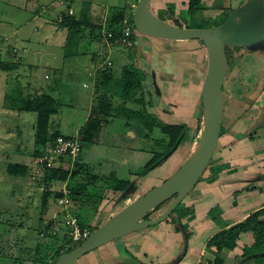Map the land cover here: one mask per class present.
I'll list each match as a JSON object with an SVG mask.
<instances>
[{"label":"rangeland","instance_id":"374dc122","mask_svg":"<svg viewBox=\"0 0 264 264\" xmlns=\"http://www.w3.org/2000/svg\"><path fill=\"white\" fill-rule=\"evenodd\" d=\"M81 1H84V4L87 3L89 5H92L93 7L97 6L101 8L102 11H105L106 14L104 16L106 17V22L110 10L125 7L127 9L126 14L129 15L131 12L133 13V8L131 5L132 2L133 6L137 2V0H72V14L77 17L80 15L83 6V3ZM187 1L188 0H172L171 2L170 0H151L149 4V10L154 15L164 19L168 23L173 24V22L177 20L185 26L189 25L191 21V16L188 12ZM51 2L52 0H0V57L4 60L11 59L14 56V53L18 52V50H20V48L22 47V51L24 52V58L22 59L18 69L12 71L0 70V264H39L34 262L37 256L36 245L41 243L42 245H45L49 240H51V238L48 239L47 237H44L45 235L50 234L56 236L52 238L56 240L51 248H49L47 251L49 252V259L52 256L56 255V253L59 251V245L63 244L64 247H68V245L74 244L71 243V241L67 238L65 229L62 225L59 226L58 230L54 225L52 217L57 211L56 207L58 206L59 198L56 200L49 199L46 207L42 205L41 195L43 187L40 174L43 171H37L36 173V168H33L31 169V175H27L22 178H15L8 175L5 169L6 164L9 162L22 163L32 166L31 152L34 145L33 135L35 114L30 112H17L16 110L6 108L5 106H3L4 94L6 92H11V90L18 87H22L23 93L25 94L37 95L42 93L43 91L51 94L60 103L59 112L52 117V121L54 123L53 128L59 129V131L65 135H73L78 132L79 128L83 125L90 112V104L92 105L95 96L93 92L97 80V75L99 71L104 69H99V71L97 70L95 78H93L91 75L94 69L91 70L88 73V75L90 76L89 77L87 75V72H84V69H82L84 68V63H80V59L75 60L74 58L71 59V57L68 56L65 57V47H63L64 42L62 43L63 46L59 47L58 45L61 37L59 36L58 38L55 37L53 39L49 37V27L47 26H50L51 29L54 30V23L52 22V20L56 19V8L60 7L64 9L67 4H69L70 0H62V2H58V0H55L53 3ZM201 2L204 4L205 9L198 12L194 24L203 26V28L214 27L224 21L228 16L229 11L233 7L232 0H210L209 5L207 3H204L203 1ZM169 3H172L173 5L171 10H169L168 7ZM41 8L45 10L38 13L40 10H43ZM160 11H162V13H160ZM36 13H38V15H36ZM35 16H37V18L35 20H31ZM134 34L137 35V39L141 40V36H139L136 31H134ZM100 35V41L103 44L104 42L101 31ZM80 39L81 40L78 43L77 55L88 56V60L93 63L91 59L92 54L94 53V51H98L101 49V43L96 37V33L91 34L89 30H83ZM142 40L152 43V41L146 38H142ZM155 42L158 43L157 45H160L162 47L163 53L161 54V58L155 57L150 60L148 56V60L146 59V61H143L142 67L137 64L138 60L134 59L133 57L129 62L133 63L134 65L137 64L136 66L143 70V74H146L144 77V83L145 87L148 88L144 90L145 95H147L146 91L148 89H154L152 86L153 79L151 77V72L155 74V80L157 83L159 81V78H163V74H166V72H164V68H158L160 65V63H158L160 59H165L163 63L164 65L167 60L166 58L169 55L175 56L179 54L178 52L180 50L182 53L183 50L186 49V47H190V50L193 49V51H195V54L198 55L200 54L199 51L201 52L204 49L202 42L198 40H196V42H188L187 45L185 44L186 46L184 44H180L184 43L183 41L179 42L158 40ZM115 46H118L117 49L124 54L126 53V55L129 53H134L136 49L135 44H133L132 47H124L122 45ZM8 47L10 48L8 49V53H6V51L2 48L6 49ZM239 51L244 50L239 49L234 50L233 52L234 57H236L237 59H239L240 57V55L238 54ZM245 52L249 53V51ZM105 53L102 52L100 54L101 56L99 55L100 60L98 59V64L103 62L102 56ZM16 55L20 56L19 53H17ZM263 55L264 54H259L258 56L263 57ZM64 58L67 62L77 61V63H79L78 67L74 68L73 71H69L67 69L61 71L60 69L59 73H57L58 69L56 67L60 66L63 63ZM203 60L204 61L200 62V65L202 68L201 70H204L205 75L206 58L203 57ZM46 61H50L51 65L47 64ZM98 64H96L95 66H97ZM103 65L106 66L107 64L105 63ZM233 66L231 74L229 77H227L223 88V110L226 115H224L225 117L223 120H228L229 114L231 113H233V116L237 114L241 115V120L245 121L246 119H248L246 122L250 126L247 128L250 130L258 120L264 119V96L262 95L263 92L259 95L251 96L250 98L248 96H243L244 93L242 91L244 90V85L236 83L239 84V86H234L232 84L235 72L233 71ZM115 70L117 72H114V70L112 71L113 74H116L117 76V78H115L114 80V85L119 79L118 72H120L121 70L119 61H116ZM247 80L249 81L250 79ZM83 83L87 84L88 86H84ZM255 84V86L257 87V82ZM112 91H119V87L113 86ZM155 96L156 101L160 102L162 100V97L159 96V94L155 93ZM231 96L236 98V104H230L232 102H230ZM149 97L150 100L151 98H153V96L147 95V98ZM250 100L252 101L249 104ZM119 101L120 100L118 99H113L114 105L119 106L120 103H122H119ZM129 104L131 106L126 107H140L135 103ZM196 105V114L198 116L197 119H200L201 104L198 105L196 103ZM149 107L150 106H147V110L149 113H151ZM183 113L185 112L183 111ZM113 114L115 115V113ZM186 116L188 117L187 114ZM114 117L117 116L115 115ZM235 119L233 121H235ZM112 120L113 121L111 125L105 128V132L103 133V135L113 142V133L115 130L119 131L122 123L119 121V118H113ZM236 123L237 120L232 125L234 126L236 125ZM240 123L244 125V122ZM231 127H224L226 136H223V138L218 143V148H216L211 162L209 163V167L211 169L209 173H211L208 176H205V174L203 175L205 177L201 178L198 181L197 185L191 191V195L194 194L197 190L201 189L202 186L207 188L206 185H203L204 183L207 185H215L217 183H220V180H218L219 177L229 172L227 169H223L222 171L218 172V174H216V171L212 170H214L217 165L224 163L225 159H229V157L234 153L236 149L235 146L238 145L234 144L231 140V138L234 136V130ZM242 127L244 128V126ZM198 132L199 130L197 129V127L194 128L193 141L197 139ZM153 133H155V135L152 139H149L146 136L142 140L136 141L133 145H131L127 149L129 153L119 147H116V149H119L120 153L124 152L129 155V172L125 170L121 171L122 169H120L117 164H110V162L106 160L107 157L111 156V154H108V151L103 148L102 143L100 144V140L98 144L85 146L83 148L84 156L83 158H81V162H83L84 165L88 166L92 173L98 174L93 169L91 170L88 163L96 166L97 161H99L103 166H107L105 167V169L108 175L110 173H115L119 179H124L129 177L131 173L133 177H131L132 179L130 180L132 182L131 185L126 189V193H130V197L127 200H119L120 193H113L111 189L105 190V197L103 198L99 206L100 217L99 215H96L94 217L95 226L101 224V222L106 220V218L112 216L122 207L127 205L130 201L143 195L153 187L163 182L180 167L183 161L182 155H184L186 150L189 149V145H187V142L180 144L176 148V150H171L170 152H167L165 155H163L162 158L156 161L157 164L154 168L150 169L146 173L142 172L144 166L150 160L157 159L161 155V153H163L167 149V147L165 146L166 142L163 140L165 139V136L160 132V130L155 129ZM256 135H259L261 137L256 136L255 138L264 139V126L257 129ZM261 146L263 148L264 143L261 144ZM169 153L170 155L168 156ZM248 156L249 154L246 155V157ZM84 160L86 161L85 163ZM236 161L235 163H237ZM245 162L250 161L247 158ZM232 164L237 165L234 163ZM110 169L115 170L116 172L111 171ZM261 171L249 174L248 177H250V180H246L245 182L247 183V185H233L231 182H228V180H222L221 183L226 184V186H224V199L225 201H229L226 206L230 207L232 203L234 204V201H236L237 199H243V196L239 195L240 191H256L255 193L259 198H255L253 201H259L262 199V197L264 198V177L262 176L264 175V172ZM33 173L39 176H32ZM215 174L218 176L215 180H212ZM201 184L202 186H200ZM65 188L68 190L67 187ZM206 191L207 189L205 191L201 190V192L199 190L197 192L199 194H196V196L190 199L189 205L194 204L193 207L196 206V208H187V206H184V204L187 203V200L182 201L180 204V206L183 208L181 215L191 214L193 213V211L195 212V210L201 209L208 199L204 198V196L210 194V192ZM66 197L69 199L70 204L73 206V209H75V211H77L78 213L82 211L84 216H87L89 219H93V210L91 211L90 209H86L83 211L81 207H78L74 204V202L71 200L70 195ZM217 203L218 202L216 201V199L212 198L208 204H212L210 209L214 207L215 208L211 211V213H209L210 209L206 213V221L211 224L207 230H211L221 225L224 218L226 217L225 214H223L225 213L224 210L226 208L224 209V206L221 205L218 206ZM167 205L168 203L164 204V206L159 210L153 212L150 215L151 218L159 215ZM39 220L41 222L40 227H42V230L40 231V234L37 235V231L35 229L36 226L39 225ZM183 221L184 224H186V226L188 227L189 222L186 217ZM206 221L204 222V228L207 226ZM174 225L177 228H184L183 225L179 223H176ZM110 245H114V241H111L105 245L98 247L97 249L92 250L88 253V255L91 253H95V251L99 252L106 246L110 247ZM244 260H247V257L244 258ZM245 263H247V261H245Z\"/></svg>","mask_w":264,"mask_h":264},{"label":"crops","instance_id":"0c3cea01","mask_svg":"<svg viewBox=\"0 0 264 264\" xmlns=\"http://www.w3.org/2000/svg\"><path fill=\"white\" fill-rule=\"evenodd\" d=\"M55 0H52L51 3H53ZM172 2V0H170ZM204 3L210 4V0H201ZM246 0H232L233 2V8L239 7L242 3H244ZM83 3L81 12L83 10H93V13L95 14V17H101V19H106L104 16L106 14L105 11H102L101 8L97 6H92L87 3L84 4V1H81ZM50 3V4H51ZM56 4V3H55ZM69 9L73 8V2L70 0L69 2ZM132 8H133V2H132ZM135 5V4H134ZM44 8V7H43ZM41 8V9H43ZM57 9V16L56 20L60 18V12L63 10L62 8L58 7ZM40 10L38 13L43 12ZM73 12V10H72ZM36 13V15H38ZM37 16L32 18L31 20H35ZM102 20V22L104 21ZM54 21V20H52ZM49 31V37L50 38H58L59 36L61 39L59 40V47L64 46L66 42V36L67 32L65 30H58L57 26L54 25V30L51 29L50 26ZM60 32V33H59ZM98 38V37H97ZM136 38V44L141 47L140 54L137 53V55H133L132 57L134 59H137V64L142 67L143 61L148 60V56L151 59L155 57H162L161 54L163 53L162 47L160 45H157L158 43L152 41L147 42ZM100 41V38H98ZM55 40V39H54ZM53 40V41H54ZM103 44L101 43V49L94 51V53L91 56V61L88 60V56L85 55H77L73 54L68 57L74 58L75 60L80 59V63H84L82 69H84V72L88 73L95 69L98 64L99 55L103 52L105 53L102 58H104L107 54V56L112 61V66L110 67L112 71L117 72L115 70V64L116 61L120 62V66L129 64L132 57L126 53L120 52L117 47L118 46H112L110 48H107L106 43L103 39ZM182 42V41H179ZM184 43L180 44H186L188 42H196V40L192 41H183ZM185 45V46H186ZM157 48V49H156ZM107 49V50H106ZM190 47H186V49L183 50V55L181 53V50L178 52L177 55H169L166 59V63L163 65L165 59H160L158 63H160L158 68H164V72L166 74H163V78H159V81L157 83L160 91V95L162 97V100L156 101V96H153L151 98V103L149 104V109L151 110V113L156 115L158 119H160L163 122L168 123H180L185 122L189 125V131L186 136V140L183 142H187V145L190 146L192 141L194 140V128L197 127V114H196V103L200 104V92H201V84L203 81V75L204 70L202 71L200 62L204 61L203 57L205 56V51H199L200 58L198 54H195V51L190 50ZM169 50V49H167ZM64 52V51H63ZM65 53V52H64ZM112 54V55H111ZM136 54V50H135ZM238 54L240 55L239 59H237L233 64L230 66V69L228 68V74L227 77L230 76L232 66L234 72V80L232 84L234 86H239L240 83L244 85V90L242 91L244 94L243 96H248L249 92L255 87V83L260 79L264 74V57L258 56L257 53H246L245 51H239ZM21 61L24 58V54L21 55ZM101 56V55H100ZM256 56V57H255ZM65 57L67 55L65 54ZM254 57V58H253ZM133 59V62H134ZM9 60V59H8ZM100 60V59H99ZM47 64H50V61H46ZM77 61H66L64 58L63 63L60 66H57L58 72L63 71L65 69L69 71H73L74 68L78 67ZM136 64V65H137ZM205 64L207 66V60L205 61ZM135 65V66H136ZM165 66V67H163ZM145 72V71H144ZM151 72V71H150ZM119 73V72H118ZM242 73V74H241ZM149 74V73H147ZM155 75V74H154ZM172 75V76H171ZM241 75V76H240ZM89 76V75H88ZM116 76V74H115ZM243 76V77H242ZM47 77V76H46ZM90 77V76H89ZM254 77V78H253ZM91 79V78H90ZM247 79H250L249 81ZM253 79V80H252ZM227 80V78H226ZM246 82V83H245ZM245 83V84H243ZM85 83H83L84 85ZM38 87V86H37ZM95 91V90H94ZM94 94V92H93ZM264 96V91L263 94ZM241 96V97H243ZM114 100H120L117 96H113ZM94 100V99H93ZM198 101V102H197ZM232 101V102H231ZM234 101V102H233ZM122 102V100L119 101V103ZM230 104H236V98L231 96L230 97ZM121 104V103H120ZM128 105V104H127ZM196 105V106H195ZM91 106V104H90ZM131 106V105H128ZM136 108V106H133ZM235 107V106H234ZM234 109V108H233ZM235 110V109H234ZM182 111V112H181ZM183 111L185 113H183ZM187 112V113H186ZM224 113V112H223ZM188 115V117L186 116ZM233 113L229 114L228 120H223L224 127L226 126H233L232 124L237 120L236 125L231 127L234 132L233 134L237 135L241 132L244 133L246 127H249L250 125L247 124V120H241V115H232ZM225 113L223 114V119ZM233 116V117H232ZM113 118H119L120 122L122 123L121 128L119 131H114L113 137L114 140L106 138L103 133L105 132V128L109 127L113 120L103 129L101 136H100V144L102 143L103 148H105L108 152V154H111L110 157L103 158L106 159L110 164H117L121 171H127L129 172V161L130 157L126 153H120L119 149H116V147H119L125 151L133 145L136 141L142 140L147 136V130L145 127L138 122L137 120H127L123 117L117 116ZM235 121H233V119ZM226 122V124H225ZM240 122H244V125H242ZM239 125V126H238ZM244 126V128L242 127ZM248 129V128H247ZM249 130V129H248ZM155 131V130H154ZM153 131V132H154ZM151 133L149 136H147L149 139H152L155 133ZM61 133V132H60ZM77 133V132H76ZM73 135H65V136H75L77 134ZM226 133V131H225ZM241 133V134H243ZM248 134V133H247ZM247 134L244 133L243 135L239 136V142L238 145L235 146L236 149L234 153L229 157V159H225V162H229L231 168L235 169L234 173H227L223 174V176H220L218 180L221 183L222 180H228V182H231L234 184H244L247 185L246 180H250L249 174L253 172H264V146L262 148L261 144L264 143V139L261 138H253L248 139ZM226 136V134H225ZM234 137V136H233ZM232 137V138H233ZM261 137V136H257ZM231 138V140H232ZM126 141V142H124ZM124 142V143H123ZM220 142V140H219ZM229 142V141H226ZM99 142L95 143L98 144ZM189 148V147H188ZM218 148V146H217ZM262 149V150H261ZM128 152V151H127ZM188 152V149L186 150L185 154L182 155V160L186 156ZM129 153V152H128ZM249 154L248 157L246 155ZM84 156V149L81 152L80 158H83ZM225 157V156H224ZM249 159L250 162H245V160ZM237 163H235V161ZM86 161L84 160V163ZM237 164V165H233ZM87 164V163H86ZM99 164V165H98ZM91 170L93 169L100 175H106V169L99 161H97L96 166L92 165L91 163H88ZM111 171L116 172L115 170L110 169ZM120 171V172H121ZM243 175V176H242ZM240 176V177H239ZM264 176V175H262ZM132 175L130 173V176L124 179L131 180ZM218 182V181H217ZM217 183L215 185H206L207 188L203 187L202 184L200 186L201 190L206 192H210V194L205 195L204 198H208L203 205L201 209L193 211V218L188 221V229L191 231V236L189 240H187L184 236V232H182L179 228H177L174 224L161 222L157 225H154L152 227H149L145 230H141L138 232H135L133 234L127 235L125 237L119 238L114 240V245H110V247H104L103 250L95 253H91L87 256H83L80 258L76 264H205L207 261H212L215 258V254L213 252V249H207L206 242L207 240L216 232L221 230L222 228L229 227L235 223H238L246 218V216L257 209H260L264 207V198L262 197L261 200H255V198H259L258 195H256V191L254 190H245L240 191L239 195L243 196V199L239 200L237 199L235 204L232 203V205L226 206L229 201H225V191L224 186L226 184L223 183ZM219 184V185H218ZM214 186V187H213ZM214 188V189H213ZM199 190H197L194 194L191 195V192L185 197L184 200H187L184 204V206L187 208H196V206L193 207V205H189V201L191 198L196 196V194ZM202 194V193H201ZM200 194V196H201ZM216 199L218 202V206H224L225 218L223 220V223L211 230H207L209 226L211 225L208 221H206V213L211 208V205H208L211 199ZM183 200V201H184ZM235 200V199H233ZM232 200V201H233ZM216 204V202H215ZM240 206V207H239ZM235 211V213H234ZM222 214V216H223ZM99 215V214H98ZM100 217V216H99ZM187 218V217H186ZM207 222V226L204 228V222ZM121 240V241H119ZM253 243L252 235L247 233L240 236L239 241L237 243L236 248L233 251H223L222 253V259L224 261V264H256L255 259L253 256H250L247 258V260H244L241 258L243 247L249 246ZM244 261V263H243ZM247 261V263H245Z\"/></svg>","mask_w":264,"mask_h":264},{"label":"trees","instance_id":"16d2710c","mask_svg":"<svg viewBox=\"0 0 264 264\" xmlns=\"http://www.w3.org/2000/svg\"><path fill=\"white\" fill-rule=\"evenodd\" d=\"M187 2L188 12L191 16L190 24L184 26L177 20H175L173 24L188 28H203V26L194 24V22L196 21L195 18L198 12L205 9L204 4L201 0H188ZM69 6L70 5L67 4V6L60 12V18L52 21L59 30H65L67 32L65 42V54L67 56L78 53V43L81 40L80 38L83 30H89L91 34L96 33V37L100 38V31L103 25V19H101V17H95L93 10H83L77 17L74 14H69ZM168 7L169 10H171L173 7L172 3H169ZM126 11L127 9L125 7L110 10L107 17L106 28L118 32L125 20L133 26L132 12L127 15ZM160 13H162V11H160ZM131 40L132 42H135L136 45V54L134 52L133 55H137V49L139 46L136 44L135 34H132ZM9 48L10 47L2 49L8 53ZM22 48H20L19 51H22ZM129 55L131 57L133 56L132 54ZM227 55L229 58L228 68L230 69V66L235 62L236 57H234L229 51ZM21 57L22 56L16 54H14V56L9 60H4L0 57V70L12 71L18 69L21 63ZM145 75L146 74H143V70L141 68L135 66L133 63H129L121 67L118 77L119 79L114 85V80L117 76L113 74L111 68H105L104 70L99 71L94 87V101L91 105L90 112L85 122L76 133L77 135H75L80 142L82 149L85 146L97 143L100 140L103 129L111 122L115 115L123 117L127 120H137L147 130V136H149L155 129L160 130V132L165 136V139L163 140L166 142L165 146L167 149L161 153L157 159L150 160L144 166L142 170L143 173H146L150 169L154 168L157 164L156 161L162 158L167 152L176 150V148L186 140V136L189 131V125L185 122L166 123L158 119L156 115L148 112L147 106H150L149 104L151 103V100L150 97L147 98V95L155 96V92L154 89H148L146 91L147 95L144 94V90L148 88L145 87L144 83ZM113 86H118L119 91H112ZM113 96H117L120 100H122V103L119 106L114 105ZM3 102V106L6 108L16 110L17 112H30L35 114L33 135L34 145L31 152L32 164L33 159L43 155L45 147L49 144H53L57 136L67 138L74 137L62 135L59 129L53 128L54 123L52 121V117L59 112L60 103L54 96L45 91L37 95H31L23 93L22 87H18L11 90L9 93L6 92L3 97ZM129 103H135L140 107H126ZM113 113H115V115ZM197 122V129L199 130V118L197 119ZM247 130L248 129L246 127L244 133H248V139L251 140L257 136V129L255 130L256 132L252 130V127L250 130ZM241 133L237 135V138L236 135L232 138V142L234 144H238L239 136L244 134ZM225 134L224 123L222 122L219 140H221ZM181 135L182 138L178 142ZM169 155L170 153L168 156ZM80 156L72 162L71 155L64 154L60 157L57 167L45 168V166H43L41 170V172H43L40 174L43 187L41 200L42 205L46 207L49 199L56 200L63 197L64 192L62 188L63 186L67 187L69 190L68 195H70L71 200L75 205L81 207L83 211L86 209H90L91 211L93 210V219H89L87 216H84L82 211L80 213L76 211V217L80 225L88 226L91 231H93L108 219L106 218V220L101 222L99 225L95 226L94 224V217L98 214L100 216L99 206L105 197V190L111 189L113 193H120L119 200H127L130 197V193H126V189L132 182L130 180L119 179L115 173H110L109 175L92 173L88 166L81 162ZM5 169L8 175L15 178H22L24 176L31 175V169H33V167L22 163L9 162L6 164ZM223 169H227L230 173L235 171V169H230L229 162L217 165L212 171H216V174H218V172ZM210 170L211 169L208 166L205 176H208L211 173H209ZM216 174L213 176L214 178L212 180L216 179L218 176ZM32 176L39 175L33 173ZM235 203L236 202L234 201V204ZM180 204L181 203L177 205L173 212L163 222L170 224L179 223L183 225L184 236L188 240L192 233L188 229L189 226L187 227L183 220L187 217V220L190 221L194 215L193 213L181 215L183 208ZM163 206L164 204L157 206L151 214ZM214 208L210 209L209 213H211ZM150 217L151 216H149V218ZM40 226L41 222L39 220V225L36 226L35 229L37 231V235L40 234V231L42 230V227ZM247 233L252 235L253 243L249 246L243 247L241 258L244 259L246 257L249 258L250 256H253L256 264H264V207L249 213V215H247L242 221L229 227L222 228L218 232L214 233L207 240L206 247L207 249H213L215 258L212 261H207L205 264H224L222 259L223 251H233V249L237 246L240 236ZM44 237H47L48 239L51 238V240H49L45 245H42V243L36 245L37 256L34 262L39 264H54L60 255L68 252L81 243L80 241L70 244L68 247H64L63 244L59 245V251L56 255L49 259V252L47 251L56 240L52 238L56 236L49 234Z\"/></svg>","mask_w":264,"mask_h":264},{"label":"water","instance_id":"95a60500","mask_svg":"<svg viewBox=\"0 0 264 264\" xmlns=\"http://www.w3.org/2000/svg\"><path fill=\"white\" fill-rule=\"evenodd\" d=\"M150 1L137 0L133 7L132 24L139 36L154 42L199 40L205 46L207 66L200 92L201 118L197 139L192 141L174 173L110 216L79 245L60 255L54 264H76L81 257L102 245L163 222L203 177L219 143L224 112L223 88L228 74L226 47L264 54V0H247L234 8L222 23L210 28L168 23L149 10ZM140 49L138 47V53ZM151 77L154 92L160 95L154 73ZM263 90L264 74L248 97L259 95ZM262 126L264 119L258 120L252 130ZM181 138L182 135L178 142ZM167 203L159 215L149 218L157 206Z\"/></svg>","mask_w":264,"mask_h":264},{"label":"built area","instance_id":"2783aa9c","mask_svg":"<svg viewBox=\"0 0 264 264\" xmlns=\"http://www.w3.org/2000/svg\"><path fill=\"white\" fill-rule=\"evenodd\" d=\"M58 2H62V0H58ZM69 14H72L71 9H69ZM106 26L107 22L105 19L101 28V34L108 48L114 45H122L124 47L133 46L134 43L131 40V36L134 30L132 25L126 20L123 22L120 31L118 32L107 29ZM17 53H19L20 56L23 55V51L18 50V52L14 54ZM107 55L103 58V62L99 63L96 69H94L91 73L93 78H95L97 70L99 71V69H105L112 65V61H110V58ZM105 63L107 64L106 66L103 65ZM84 86L88 85L84 84ZM81 152L82 147L76 136L71 138L57 136L53 144H49L45 147L43 155L33 159L34 161L32 167L34 169L36 168V173L37 171H41L43 166H45V168L57 167L59 164V159L62 155H71L73 162L74 159L80 156ZM62 189L65 197L63 196L58 199V206L56 207L57 211L52 217L55 228L58 230L59 226L62 225L65 229L66 236L71 241V243L84 241L90 235L91 229L88 226L80 225L76 217V211L73 209L69 199L66 197L68 196L69 190H67L64 186Z\"/></svg>","mask_w":264,"mask_h":264},{"label":"flooded vegetation","instance_id":"af4514ba","mask_svg":"<svg viewBox=\"0 0 264 264\" xmlns=\"http://www.w3.org/2000/svg\"><path fill=\"white\" fill-rule=\"evenodd\" d=\"M246 1H247V0H246ZM246 1H245V2H246ZM245 2H244V3H245ZM242 4H243V3H242ZM242 4H241V5H242ZM241 5H240V6H241ZM236 8H237V7H236ZM233 9H234V8H233ZM233 9H231V11H232ZM231 11H230V12H231ZM230 12H229V13H230ZM228 15H229V14H228ZM221 23H222V22H221ZM198 41H199V40H198ZM200 42H201V41H200ZM202 45H203V47L205 48V46H204L203 43H202ZM234 50H239V49L236 48V47H234V48H228V47H226V55L228 54V51H229V52H230L231 54H233V56H234V53H233ZM204 51H205V50H204ZM205 52H206V51H205ZM250 52H252V51H249V53H250ZM227 58H228V55H227ZM236 59H237V58H236ZM206 60H207V57H206ZM235 61H236V60H235ZM228 65H229V58H228ZM151 74H152V72H151ZM202 83H203V81H202ZM263 91H264V90H263ZM263 91H262V92H263ZM262 92H261V93H262Z\"/></svg>","mask_w":264,"mask_h":264},{"label":"clouds","instance_id":"9594fccd","mask_svg":"<svg viewBox=\"0 0 264 264\" xmlns=\"http://www.w3.org/2000/svg\"><path fill=\"white\" fill-rule=\"evenodd\" d=\"M134 7V6H133ZM133 27V26H132ZM133 30L135 31V29H134V27H133ZM134 31H133V34H134ZM136 38H137V35H136ZM134 44H135V42H133ZM136 47V46H135ZM112 66V65H111ZM110 66V67H111ZM110 67H108V68H110ZM83 150V149H82ZM82 242V241H81Z\"/></svg>","mask_w":264,"mask_h":264}]
</instances>
